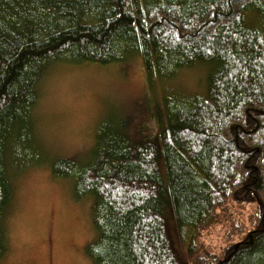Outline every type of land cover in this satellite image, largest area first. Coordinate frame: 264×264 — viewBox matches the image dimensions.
I'll return each instance as SVG.
<instances>
[{
	"label": "trees",
	"instance_id": "1",
	"mask_svg": "<svg viewBox=\"0 0 264 264\" xmlns=\"http://www.w3.org/2000/svg\"><path fill=\"white\" fill-rule=\"evenodd\" d=\"M134 56L151 85L207 65V93H170L151 142L105 125L89 164L49 162L42 79ZM45 164L94 199V264H264V0H0V261L16 182ZM173 224L195 232L183 253ZM217 225L229 239L211 257L194 240Z\"/></svg>",
	"mask_w": 264,
	"mask_h": 264
},
{
	"label": "rangeland",
	"instance_id": "2",
	"mask_svg": "<svg viewBox=\"0 0 264 264\" xmlns=\"http://www.w3.org/2000/svg\"><path fill=\"white\" fill-rule=\"evenodd\" d=\"M207 67L198 64L172 82L153 86L140 56L110 65H56L38 86L36 138L48 161L73 158L84 165L93 159L97 131L105 125L121 131L124 124V132L134 141L151 142L159 132V109L170 93L182 97L207 93ZM15 189L6 223L8 252L0 264H94L86 254V247L97 238L92 197L76 199L73 180L56 177L48 164L28 169ZM173 225L174 243L183 253L195 232ZM227 239L224 227L217 225L194 243L212 257Z\"/></svg>",
	"mask_w": 264,
	"mask_h": 264
}]
</instances>
